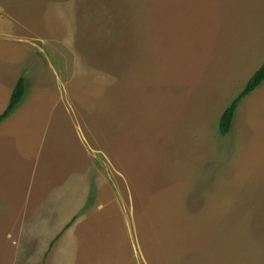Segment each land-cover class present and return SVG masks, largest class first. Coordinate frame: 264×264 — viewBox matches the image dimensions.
<instances>
[{
  "label": "rangeland",
  "instance_id": "1",
  "mask_svg": "<svg viewBox=\"0 0 264 264\" xmlns=\"http://www.w3.org/2000/svg\"><path fill=\"white\" fill-rule=\"evenodd\" d=\"M263 60L264 0H0V264H264Z\"/></svg>",
  "mask_w": 264,
  "mask_h": 264
},
{
  "label": "trees",
  "instance_id": "2",
  "mask_svg": "<svg viewBox=\"0 0 264 264\" xmlns=\"http://www.w3.org/2000/svg\"><path fill=\"white\" fill-rule=\"evenodd\" d=\"M263 82H264V60L259 66V68L248 79V81L246 82L240 93L221 112L217 125V131L221 137H225L226 135L229 134L231 130L233 118L239 103L247 96H249L251 93H253ZM25 89H26L25 78L20 77L13 88V91L10 95L9 102L6 108L0 114V123L3 120H5L8 116H10V114L15 110V108L22 102L23 97L25 95ZM74 220L75 219L72 218L71 222H69L64 227L63 230L68 229ZM54 241L51 242V245L54 243Z\"/></svg>",
  "mask_w": 264,
  "mask_h": 264
}]
</instances>
